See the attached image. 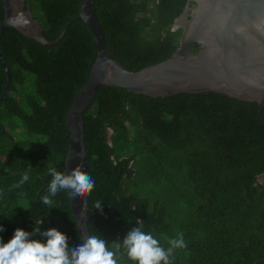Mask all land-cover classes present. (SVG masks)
<instances>
[{"label": "trees", "instance_id": "16d2710c", "mask_svg": "<svg viewBox=\"0 0 264 264\" xmlns=\"http://www.w3.org/2000/svg\"><path fill=\"white\" fill-rule=\"evenodd\" d=\"M23 3L46 40L79 7V0ZM184 4L93 0L110 57L132 71L176 49L181 28L171 23ZM0 54L10 74L0 100V241L17 228H55L71 250L80 238L68 199L58 193L49 208L41 197L51 180L48 169L63 172L65 114L95 58L94 40L80 19L48 46L5 27ZM6 79L0 65V94ZM82 125L94 180L87 197L89 235L111 247L142 221V230L165 249L168 239L183 233L187 247L174 250L171 264H264V178L257 180L264 174V104L258 112L255 101L222 92L149 96L100 85ZM25 173L28 181L15 187ZM29 238L46 241L38 233ZM117 258L133 264L123 249Z\"/></svg>", "mask_w": 264, "mask_h": 264}, {"label": "water", "instance_id": "95a60500", "mask_svg": "<svg viewBox=\"0 0 264 264\" xmlns=\"http://www.w3.org/2000/svg\"><path fill=\"white\" fill-rule=\"evenodd\" d=\"M0 33L12 27L43 45L55 43L67 26L80 19L94 40L95 58L82 86L75 92L66 111L64 127L68 149L63 172L80 166L88 173L83 141L82 114L100 85L114 86L149 96L177 92L216 91L228 96L264 104V0H185L182 10L172 20L173 29L181 28L176 49L157 63L132 71L112 59L107 51L101 27L94 13L93 0H79L77 14L52 40L41 35L23 0H1ZM194 44H198L192 53ZM0 65L6 83L0 94L4 98L9 84V71L0 54ZM85 193L68 199L74 224L82 243L89 235L86 221Z\"/></svg>", "mask_w": 264, "mask_h": 264}, {"label": "clouds", "instance_id": "9594fccd", "mask_svg": "<svg viewBox=\"0 0 264 264\" xmlns=\"http://www.w3.org/2000/svg\"><path fill=\"white\" fill-rule=\"evenodd\" d=\"M48 175L51 180L47 185V195L41 197V203L49 208H53L52 198L58 193H64L67 199L75 200L94 188L93 178L83 172L80 166L68 174L50 167ZM28 179L29 176L25 173L15 187ZM100 204L98 202L95 209H100ZM142 228V221H138V226L131 228L123 240L117 239L121 242L113 241L111 247L98 234L87 235L82 237L81 244L71 250L67 237L55 228L41 231L39 227H35L32 233L17 228L10 240L6 243L0 241V264H118L117 253L121 249L133 264H171L170 257L174 250L187 247L183 233L168 239L169 246L165 249L158 239ZM0 231H3L2 226ZM37 233L46 237V241L29 238Z\"/></svg>", "mask_w": 264, "mask_h": 264}, {"label": "rangeland", "instance_id": "374dc122", "mask_svg": "<svg viewBox=\"0 0 264 264\" xmlns=\"http://www.w3.org/2000/svg\"><path fill=\"white\" fill-rule=\"evenodd\" d=\"M263 178H264V174L257 176L258 182H262Z\"/></svg>", "mask_w": 264, "mask_h": 264}]
</instances>
